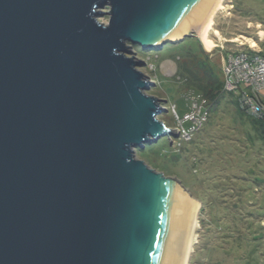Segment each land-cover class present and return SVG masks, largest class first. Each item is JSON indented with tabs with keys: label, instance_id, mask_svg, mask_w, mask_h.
Returning <instances> with one entry per match:
<instances>
[{
	"label": "water",
	"instance_id": "95a60500",
	"mask_svg": "<svg viewBox=\"0 0 264 264\" xmlns=\"http://www.w3.org/2000/svg\"><path fill=\"white\" fill-rule=\"evenodd\" d=\"M218 2L0 0V264H182L196 201L136 158L178 130L127 43L199 35Z\"/></svg>",
	"mask_w": 264,
	"mask_h": 264
},
{
	"label": "rangeland",
	"instance_id": "374dc122",
	"mask_svg": "<svg viewBox=\"0 0 264 264\" xmlns=\"http://www.w3.org/2000/svg\"><path fill=\"white\" fill-rule=\"evenodd\" d=\"M98 21L107 25L108 14ZM214 21L222 39L211 32L213 51L205 49L197 32L158 50L127 43L128 56L146 64L140 70L155 84L148 94L166 102L162 106L167 112L159 119L170 130L176 126L173 106L181 117L191 106L189 77L179 70L188 63L184 59L189 53L200 54L202 48L223 79V61L230 50L245 44L243 49L253 47L247 41L251 39L264 52V0H224ZM219 48L222 51H215ZM233 101L234 96L226 94L212 106L208 122L191 142L164 137L135 151L137 159L178 179L201 205L189 264H264V142L256 138L253 123L237 112Z\"/></svg>",
	"mask_w": 264,
	"mask_h": 264
},
{
	"label": "built area",
	"instance_id": "2783aa9c",
	"mask_svg": "<svg viewBox=\"0 0 264 264\" xmlns=\"http://www.w3.org/2000/svg\"><path fill=\"white\" fill-rule=\"evenodd\" d=\"M238 50H230L223 61L224 92L232 94L240 111L257 121L264 122V104L260 94L264 90V56L260 51L248 46ZM190 110L182 117L178 115L176 106L172 115L176 121L174 130H178V140L191 142L208 122L210 114L209 102L195 91L188 92Z\"/></svg>",
	"mask_w": 264,
	"mask_h": 264
},
{
	"label": "trees",
	"instance_id": "16d2710c",
	"mask_svg": "<svg viewBox=\"0 0 264 264\" xmlns=\"http://www.w3.org/2000/svg\"><path fill=\"white\" fill-rule=\"evenodd\" d=\"M184 60L188 63L181 64L179 70L188 75L189 89L201 94L209 102L210 107L219 105L226 95L224 83L209 61L208 55L201 48L200 54L189 53ZM233 103L240 111L235 99ZM250 120L255 127L258 126L256 131L260 132L259 135L264 141V122Z\"/></svg>",
	"mask_w": 264,
	"mask_h": 264
},
{
	"label": "bare ground",
	"instance_id": "6f19581e",
	"mask_svg": "<svg viewBox=\"0 0 264 264\" xmlns=\"http://www.w3.org/2000/svg\"><path fill=\"white\" fill-rule=\"evenodd\" d=\"M223 1L224 0H219L217 6L215 7L214 11L210 15V17L208 18L204 26L202 27L200 34H199V37L205 49L208 51H213V49L216 47L215 42L210 37L211 32H213V34H215V36L218 37L220 40L222 39V36L220 35V33L214 29V25H215L214 19L218 11L223 9ZM261 35L263 36V32ZM236 41H240V39H236ZM247 41L250 42L253 47H257V44L254 40L247 39ZM195 201H196V205H195V209H194V213H193V217H192V221H191V225L189 229V234H188V239L186 243V248H185V253H184L182 264H189V260L193 253L194 245L197 243L196 233H197V229H199L198 219H199V209L201 205L197 200Z\"/></svg>",
	"mask_w": 264,
	"mask_h": 264
},
{
	"label": "crops",
	"instance_id": "0c3cea01",
	"mask_svg": "<svg viewBox=\"0 0 264 264\" xmlns=\"http://www.w3.org/2000/svg\"><path fill=\"white\" fill-rule=\"evenodd\" d=\"M247 44H245L244 46H246ZM257 50L258 51H260L263 55H264V52H263V49L260 47V46H257ZM260 99H261V101H262V103L264 104V90L261 92V94H260ZM236 110H237V112L239 113V114H241V115H243L244 116V114H242L239 110H238V108H237V106H236ZM246 116V115H245ZM249 119H253V118H250V117H248ZM258 127V126H257ZM257 127H255L254 126V128H255V130H257ZM259 133L260 132H258V131H256V138L257 139H261V136L259 135ZM264 142V141H263Z\"/></svg>",
	"mask_w": 264,
	"mask_h": 264
}]
</instances>
